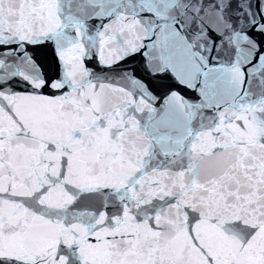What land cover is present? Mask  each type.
I'll use <instances>...</instances> for the list:
<instances>
[{"label": "snow or ice", "instance_id": "snow-or-ice-1", "mask_svg": "<svg viewBox=\"0 0 264 264\" xmlns=\"http://www.w3.org/2000/svg\"><path fill=\"white\" fill-rule=\"evenodd\" d=\"M0 264H264V0H0Z\"/></svg>", "mask_w": 264, "mask_h": 264}]
</instances>
